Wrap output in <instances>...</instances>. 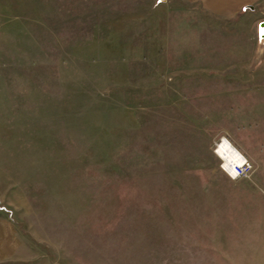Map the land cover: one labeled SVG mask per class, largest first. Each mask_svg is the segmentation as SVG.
Returning <instances> with one entry per match:
<instances>
[{
    "label": "rangeland",
    "instance_id": "1",
    "mask_svg": "<svg viewBox=\"0 0 264 264\" xmlns=\"http://www.w3.org/2000/svg\"><path fill=\"white\" fill-rule=\"evenodd\" d=\"M262 29L264 0H0V264H264Z\"/></svg>",
    "mask_w": 264,
    "mask_h": 264
},
{
    "label": "built area",
    "instance_id": "2",
    "mask_svg": "<svg viewBox=\"0 0 264 264\" xmlns=\"http://www.w3.org/2000/svg\"><path fill=\"white\" fill-rule=\"evenodd\" d=\"M241 158H221L224 172L231 178H246L252 172V165L248 160L240 155Z\"/></svg>",
    "mask_w": 264,
    "mask_h": 264
},
{
    "label": "bare ground",
    "instance_id": "3",
    "mask_svg": "<svg viewBox=\"0 0 264 264\" xmlns=\"http://www.w3.org/2000/svg\"><path fill=\"white\" fill-rule=\"evenodd\" d=\"M219 149V153L221 158H241V154L238 153V151L227 141V140H223L221 142V144L218 146Z\"/></svg>",
    "mask_w": 264,
    "mask_h": 264
},
{
    "label": "snow or ice",
    "instance_id": "4",
    "mask_svg": "<svg viewBox=\"0 0 264 264\" xmlns=\"http://www.w3.org/2000/svg\"><path fill=\"white\" fill-rule=\"evenodd\" d=\"M262 31H264V29H262Z\"/></svg>",
    "mask_w": 264,
    "mask_h": 264
},
{
    "label": "crops",
    "instance_id": "5",
    "mask_svg": "<svg viewBox=\"0 0 264 264\" xmlns=\"http://www.w3.org/2000/svg\"><path fill=\"white\" fill-rule=\"evenodd\" d=\"M1 253V252H0Z\"/></svg>",
    "mask_w": 264,
    "mask_h": 264
}]
</instances>
